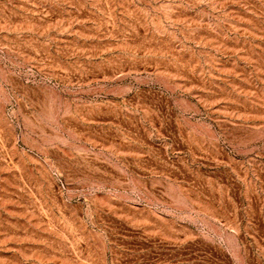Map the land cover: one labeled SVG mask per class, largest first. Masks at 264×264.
<instances>
[{
  "label": "rangeland",
  "instance_id": "rangeland-1",
  "mask_svg": "<svg viewBox=\"0 0 264 264\" xmlns=\"http://www.w3.org/2000/svg\"><path fill=\"white\" fill-rule=\"evenodd\" d=\"M0 264H264V0H0Z\"/></svg>",
  "mask_w": 264,
  "mask_h": 264
}]
</instances>
